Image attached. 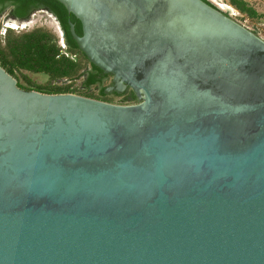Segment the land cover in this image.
<instances>
[{"label":"water","instance_id":"obj_1","mask_svg":"<svg viewBox=\"0 0 264 264\" xmlns=\"http://www.w3.org/2000/svg\"><path fill=\"white\" fill-rule=\"evenodd\" d=\"M138 102L0 66V264H264V40L208 0H55Z\"/></svg>","mask_w":264,"mask_h":264},{"label":"trees","instance_id":"obj_2","mask_svg":"<svg viewBox=\"0 0 264 264\" xmlns=\"http://www.w3.org/2000/svg\"><path fill=\"white\" fill-rule=\"evenodd\" d=\"M1 2L7 0H0ZM13 2L21 0H12ZM35 2L38 0H28ZM52 2L57 5L60 12V22L65 33L68 51L77 48V44L69 32V24L67 22V11L63 5L55 0H42ZM233 5L241 13L256 15V13L248 6L244 0H230ZM71 20L76 23V33L81 35V27L79 21L72 15ZM3 45H0V64L7 69L11 75L14 69H25L36 73L47 74L51 79L57 80L61 78L72 79L76 76L80 69V64L71 57L62 54L60 48L56 45L55 39L51 34L41 29L25 32L19 35L7 33L4 37ZM83 59L87 58L82 54ZM94 70L101 71L92 64ZM83 76V74H81ZM98 81L96 75L89 73L87 78L83 80L82 86L88 89L91 85ZM45 90V91H44ZM69 86L49 85L46 89H38V91L47 94L68 93ZM103 92V91H102Z\"/></svg>","mask_w":264,"mask_h":264},{"label":"rangeland","instance_id":"obj_3","mask_svg":"<svg viewBox=\"0 0 264 264\" xmlns=\"http://www.w3.org/2000/svg\"><path fill=\"white\" fill-rule=\"evenodd\" d=\"M211 2L214 6H217L219 8V4L225 3L235 10V16H232V18L238 22L239 24L245 26L250 31L254 32L256 35H258L260 38L264 40V0H244L248 4L250 8L256 13V15H249L245 13H241L239 10H237L233 5H231L230 0H208ZM8 11L5 10L0 15V45L2 46L4 37L3 33H5L6 29V35L7 33H12L14 35H19L25 32H30L36 29H41L43 31L48 32L53 36L55 39L56 45L60 48L62 54L66 52L68 57L73 56V52L69 53L66 49L62 51L60 44L62 41V35L61 31L58 28V24L53 22L51 18L48 17L45 13H39L37 16L33 18V22L30 23L27 27L24 29H16V30H10L4 27L3 21L9 20L10 16L7 15ZM12 21V20H10ZM6 26V25H5ZM5 35V36H6ZM65 55V54H64ZM72 55V56H71ZM66 56V55H65ZM77 62L80 64V69L75 77L72 79L69 78H61V79H51L47 74L44 73H35L29 70L25 69H14L13 75H11L17 83V86L23 90H34L37 92L38 89H46L49 85H60V86H69L68 93H73L79 96H84L87 98H92L96 100H102L108 103L112 104H132L135 102L131 101H125L123 102V98L118 95H112V96H104L100 97L98 96V89L96 86H91L88 89L83 88L82 83L84 80V77L81 76L86 70V68L89 66L88 63L78 55ZM1 66V64H0ZM2 67V66H1ZM3 69L7 70L6 68L2 67ZM104 85H107V82L104 83ZM45 91V90H44ZM43 93V92H41Z\"/></svg>","mask_w":264,"mask_h":264},{"label":"flooded vegetation","instance_id":"obj_4","mask_svg":"<svg viewBox=\"0 0 264 264\" xmlns=\"http://www.w3.org/2000/svg\"><path fill=\"white\" fill-rule=\"evenodd\" d=\"M5 10L8 11L7 15L10 16V19L3 21L4 27L10 20L16 21L20 24L32 23L33 18L37 16V14L39 13L47 14L48 17L51 18V20H53V22L58 24V28L61 31L65 49L68 51V45L66 42L65 33L62 29L61 22H60V12L56 4L52 2H48V1H42V0H38L35 2H30L28 0H21V1H16V2H13L12 0H7L3 2L0 1V15ZM67 16H68V19H67L68 24L72 23L74 25V29H76V23L71 20V15L67 13ZM10 30H14V29H10ZM4 32L5 33H3V37H5L6 35V29ZM69 32H70V29H69ZM68 52L69 53L73 52V56L71 55L72 56L71 58H73L76 61H77L78 55L84 58L82 56L83 53L80 50L77 51V48H72L71 51H68ZM86 62L88 63L89 66L86 68L85 72L83 73L84 80L87 78L89 73H93L96 75V78L98 79V81L91 86L97 87L98 96L104 97L107 95L109 96L118 95L123 98L122 100L123 102L125 101H131L135 103L138 102L136 96L134 95V93L131 91L129 87L126 86L124 89L120 91L121 93H116V90H115L116 85L112 81V76L103 72L102 70L101 71L94 70L92 67V64L88 60ZM5 71L7 72V70ZM105 82H107L106 86L104 85Z\"/></svg>","mask_w":264,"mask_h":264},{"label":"bare ground","instance_id":"obj_5","mask_svg":"<svg viewBox=\"0 0 264 264\" xmlns=\"http://www.w3.org/2000/svg\"><path fill=\"white\" fill-rule=\"evenodd\" d=\"M219 8L223 11L226 12H230V16H235V10L232 8V6L222 3L218 5ZM30 23H18L16 21H9L6 25V27L10 28V29H24L25 27H27Z\"/></svg>","mask_w":264,"mask_h":264},{"label":"built area","instance_id":"obj_6","mask_svg":"<svg viewBox=\"0 0 264 264\" xmlns=\"http://www.w3.org/2000/svg\"><path fill=\"white\" fill-rule=\"evenodd\" d=\"M6 25H7V24H6ZM5 28H8V27L5 26ZM8 29H10V28H8ZM60 47H61L62 51L65 50V46H64L63 39H62V41H61ZM64 54L67 56L66 52H64ZM72 94H73V93H72Z\"/></svg>","mask_w":264,"mask_h":264}]
</instances>
